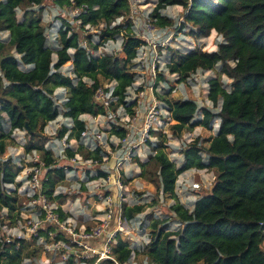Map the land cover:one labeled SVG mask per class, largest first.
Listing matches in <instances>:
<instances>
[{
    "label": "trees",
    "instance_id": "obj_1",
    "mask_svg": "<svg viewBox=\"0 0 264 264\" xmlns=\"http://www.w3.org/2000/svg\"><path fill=\"white\" fill-rule=\"evenodd\" d=\"M50 1L87 8L78 17V31L62 22L52 47L46 44L42 26V9L48 0H0V33H9L7 43L0 41V211L7 210L9 219L14 211L18 219L21 208L17 189L5 188L14 185L20 173L16 162L7 156L6 141L13 132H24L22 147L26 155L37 152L46 163L41 190L50 201L62 205L68 198L52 194L64 182L66 173L63 168L52 166L51 153L45 149L47 142L65 134L78 141L85 129L81 116L105 113L93 100L95 90L102 86L100 78L115 83L118 104H113V109L123 105L132 115L136 106L135 101L125 100L138 75L132 63L144 41L133 35V24L127 20L130 0ZM173 6L182 9L180 27H189V36L200 40L215 31L223 41L212 53L196 48L187 52L167 49L165 68L177 79H165L161 70L155 85L164 83L167 88L158 97L170 113L169 129L179 139L185 130H212L215 120L219 124L214 137L195 139L180 150L183 162L178 169L164 151L166 135L161 133L155 134V144H149L152 154L147 161L137 160L140 178L151 184L157 194L169 195L175 201L167 219L146 216L151 233L144 255L151 264H264V0H156L150 19L159 28H172L175 23L163 12ZM18 11L22 12L20 19ZM120 18L125 22L113 26ZM86 26L100 29L97 42L86 34ZM120 34L123 42L118 55L90 54ZM69 63L76 80L61 72ZM218 65L219 77L207 81V99L212 109L221 101L217 112L202 107L197 116L196 102L169 100L176 87L197 71H213ZM222 76L230 80V90L223 87ZM56 88L68 90L67 97H62L66 98L62 108L63 116L72 121V129L62 127L54 136H47L46 126L60 115L53 99ZM112 134L124 139L127 132L112 128ZM66 153L68 157L79 153L85 159H101L98 150L87 152L82 147L75 153L70 149ZM192 169L209 170L216 180L210 193L198 195L189 210L175 196V183L181 173ZM153 202L157 203V198ZM144 210L143 205H124L123 217L131 220ZM58 211L66 218L60 208ZM172 221L181 227L169 231ZM3 223L2 218L0 226ZM19 243L18 247L16 243L0 244V264H22L25 258L40 257L39 249L24 241ZM132 253L127 243L117 241V263H127Z\"/></svg>",
    "mask_w": 264,
    "mask_h": 264
},
{
    "label": "built area",
    "instance_id": "obj_2",
    "mask_svg": "<svg viewBox=\"0 0 264 264\" xmlns=\"http://www.w3.org/2000/svg\"><path fill=\"white\" fill-rule=\"evenodd\" d=\"M70 8L73 21L71 24L68 23L79 25L78 17L87 12L86 6H70ZM137 13L133 9L130 11L131 16H135ZM122 21V18L118 19L113 26L122 23ZM132 33L135 37L144 41V46L137 52L132 63L133 69L138 71V77L144 68H150L152 79L154 77L150 87L152 90L153 85H155L154 82H156V66L160 62L157 56V47L169 49L176 38L168 28L157 27L151 19L145 20L139 30L133 23ZM45 34L46 44L52 47L56 42V36L46 32ZM122 42L123 36L120 34L115 39L109 40L101 48L112 45L113 48L109 56H116L121 51ZM90 54L94 56L93 52H90ZM203 73L197 71L185 83L200 87V78H203ZM68 77L76 80L72 77V71ZM136 81L132 88L128 90L125 100V102H136V106L132 109V115L127 113L123 105H118L113 109L112 105L118 104V99L114 96L115 83H106L98 87L93 95L94 102L102 106L105 113L96 117L91 116V121H84L82 117L85 115L81 116V120L85 122V129L81 132L79 140L68 139L67 134H65L61 139L51 138L52 140L50 139L45 146V149L51 153L52 166L63 168L66 173L64 182L69 183V186L58 185L52 197L62 195L70 198L78 193L79 185H85L93 202L101 205L100 217L95 219L92 226L88 228L78 226L73 218H63L61 216L58 211L60 205L58 207L55 201H50L41 190V178L44 171L47 170L46 163L37 152L28 155L31 166L28 169L24 183L25 189L20 196L24 200L21 201L19 218L16 222L9 224L4 222L0 226V244L9 246L16 243L18 247L19 242L24 241L41 250L48 257L41 256L40 259L25 258L22 264H101L102 261L119 264L114 258L116 244L119 239L127 244L129 240L132 241V244L129 243L128 245L134 251L136 246L134 248L132 246L136 242L130 235L138 232L146 237L145 245L149 244L150 236L145 235L148 223L145 216L139 215L140 218L138 216L131 220H126L123 217V206L133 207L128 204L126 198V186H124L125 183L123 184L124 169L134 163V159L138 157L139 149L146 148L149 150V154H152L149 144H155L158 141L155 134L167 135L166 127L170 122V113L163 103H161V107L156 101H152V97L151 103L149 101L144 105L143 98L146 93L137 89ZM53 99L57 104L66 101V98L60 100L55 95H53ZM139 114H141V117H139ZM101 119L106 121V126L97 121ZM51 123L55 126L51 136H54L62 127H66L68 131L72 129L68 126L69 123L59 122L57 119ZM137 123H139L138 128L134 127V124ZM112 128L126 130L125 138L121 139L112 134ZM212 131H214V126ZM71 142L77 145V150L79 147L87 152L98 150L101 159H85L81 154L75 153L77 150L74 151L73 157H68L67 150L70 149L73 152ZM80 167L88 168L89 178H82L81 181L84 183L80 181L79 185L75 187L72 184L73 178L79 172H82L79 173V176H86V172ZM192 171L193 173L190 175L192 179L195 175H206L207 179L203 182L192 181L188 183L185 178L187 172H184V179L181 180L180 176L175 183V186L177 184L176 189L180 193H185L188 190L197 193L212 188L216 177L211 171L206 169H192ZM136 204L142 205L138 202ZM3 219L4 221L7 220ZM180 227L178 223L177 229ZM54 259H57V262H53ZM130 259L132 262L134 261V253H132ZM128 262L124 264H129Z\"/></svg>",
    "mask_w": 264,
    "mask_h": 264
},
{
    "label": "rangeland",
    "instance_id": "obj_3",
    "mask_svg": "<svg viewBox=\"0 0 264 264\" xmlns=\"http://www.w3.org/2000/svg\"><path fill=\"white\" fill-rule=\"evenodd\" d=\"M130 1H131V10L133 9L135 10V12H138V13L135 15L136 17L131 16V14H129V16H127L128 17L127 20L128 19L131 20V22L134 23V26H136L137 30H139L141 26L143 25V22L147 19H150L149 14L152 11V9L155 7L156 0H130ZM35 9L37 10V8ZM163 14L171 18V20L175 23V25L172 28H168V30L172 32L174 34V37L176 38L172 47H169L171 50H179L182 52H187V51H190L196 48L204 52H213L214 50H217V45L223 41L222 37L215 34L214 32H211L208 38L200 39V40H195L194 38L189 36L188 32L190 28L185 27L184 29H182L180 27V23L182 21V17H181L182 9L180 7H177V6L169 7L163 12ZM21 15H22V12L18 11L19 19L21 18ZM42 15H43L42 26L44 27L45 32L53 36H56L57 30L62 25V22H69L71 24V22L73 21L72 16H71L70 6H66V5L62 6L57 3L51 2L50 0L44 3L43 9H42ZM123 22L125 21L123 20ZM71 26L74 28V31H78V28H77L78 24L73 23ZM85 29L88 31L86 34H89L92 36L93 42H97L99 40V37L97 36V34L99 33L98 30L100 29L98 30H96L95 28L88 29L87 27H85ZM181 36L182 38L184 37V39H182ZM8 40H9V33L1 32L0 41L7 43ZM191 40H193V42H191ZM112 48H113L112 45H109L106 48H99L98 51L93 52V54L95 57L109 55L111 54ZM166 52H167L166 48H162L160 46L157 47V56L160 62L156 66V73L158 74L161 70H163L164 78L170 81H174L177 79V76L168 74V71L165 68V64L167 62ZM12 53L14 52L12 51ZM55 59H56L55 56H53L54 61ZM71 71H72V67L70 63L66 64L61 69V72L65 76H69ZM150 71H151L150 68L147 67V68H144L142 72H140V75L137 77L136 86L139 91H144V93H146L145 97L143 98L145 102L148 101L150 97H152L153 100L150 99V103H151V100L156 101L157 104L162 107L161 105L162 101L160 100L158 96L164 95L167 91V88L165 87L164 83H159L156 86L153 85V88L151 90L150 87H151V84L153 83L154 77L152 79V75ZM218 71H219V65L215 68V70L211 72L203 73V78H200L201 80L200 87H196L189 83H182V85L179 86L178 88L179 90L178 91L175 90L171 94V96L169 97V100L172 102L178 101V100H187V99L194 100L197 103L198 108H199L197 112V116L200 115L201 113L200 111L203 106H206L212 109L211 103L207 100L206 92L208 91V84L206 83V81H208L209 79L219 77ZM100 79H101L102 85H105L107 83L103 81L102 78ZM221 80H222L223 87L226 90H230L229 89L230 80L227 79L225 76H222ZM193 87L195 88V91H192ZM185 89H187L186 93H184ZM53 95H55L57 99L62 100L61 99L62 97H67L68 90L62 89V88H56L54 89ZM220 103L221 101L219 102L217 108L212 109L214 110V112H217L219 110ZM58 106H59L58 109H59L60 115L57 118V120L59 122H67L70 124L68 126L72 127V121L63 116L64 110L62 108V104H58ZM139 117H141V114H139ZM51 124L53 125V129H54L55 128L54 124L53 123ZM51 124L49 123L46 126V129L49 130L51 127L50 126ZM101 124H104L106 126V121L101 119ZM170 125L171 123L169 122L168 126L166 127L167 128V135H166L167 148L164 151L167 154L168 158L175 164L176 169H178L182 165V160L180 157L181 146L183 144L187 145L195 139H199L200 141L207 140L208 139L207 137L209 136V134L206 133V131L205 132L202 131V133H195L193 132V130H189V131L185 130L182 132L181 137L177 139L175 136L172 135V131L169 129ZM44 134H46L47 136H51L53 134V131H44ZM202 137L204 139H202ZM23 144H24V132H20V131L13 132L10 140L6 141L7 156H10L12 160H14L17 166H19L20 168V173L18 177L15 179V182H21L22 184L25 183V180L28 174V169L30 166V163L28 161V156L24 153V149L22 147ZM71 144H75V143L71 142ZM73 146H76V145H73ZM7 156L2 157V159L5 160ZM80 169L86 172V176L82 178H86V177L89 178L88 168L80 167ZM79 173H82V172H79ZM79 173L73 178V182H75L74 184L75 186L77 185L76 183L80 182L78 179ZM192 173L193 171L189 170L187 172V175L185 176L188 183L192 181L203 182L207 179L206 175H195L194 178L192 179L190 177ZM180 176L183 177L184 173H181L178 177ZM123 184L124 186H126V198L128 199L129 205H132V203L137 201L140 197L143 198V196H145L146 198L145 204L147 207L145 208V212H143V214L140 216L142 217L145 216L146 218V214L148 215L152 214L154 220H161V221L171 216L169 207L172 204H174L175 201L172 200L169 197V195L164 196L161 193L157 194V192L155 191V188L150 191L146 189L142 191L141 190L142 188H138L137 185L134 184L133 178L128 180L125 176L123 177ZM22 186L23 187H21L20 190L17 191V194H18L19 199L23 202L24 198L20 196L22 195V192L25 189V185L23 184ZM176 187H177V184L175 186V196L178 198V201L181 204H183L187 209L191 210V207L186 202L185 193H180L179 190L176 189ZM5 188L9 190L13 189L12 186H5ZM189 191L190 190H188L187 192ZM203 193L209 194L210 189L201 190L193 194L201 195ZM196 197L197 196H195V198ZM154 198H157V201H158L157 203L153 202ZM68 199L66 200V202L71 200V198H68ZM78 207L79 209L81 208L82 211H87L86 214L88 215L85 217L87 219L86 223H88L89 225H92L93 223H95V218L97 215H96L94 206L86 203L85 201H82L81 204L80 203L78 204ZM7 215H8L7 210L2 209L0 211V217L7 219L4 222L8 224L11 222H16L17 220L16 211L10 214L11 216H13V218L11 219H9ZM150 225L151 223L148 222L147 223L148 227H146L147 229L145 230V235H147V237L148 235L150 236V233H151ZM177 226H178V223L172 221L170 222L168 226V230L175 231L177 229ZM136 234L130 235L133 238V240H135L136 242V244L133 245L132 248H134L135 246L136 247L134 250V261L132 262V260L130 259L128 263L129 264H151L149 260L146 258V256L144 255V252L146 251V247H147L145 245L146 237L138 232H136ZM131 242L132 241L129 240L128 244ZM41 256L48 257L46 254L42 252L40 253L39 259L41 258ZM53 262H57V259H54Z\"/></svg>",
    "mask_w": 264,
    "mask_h": 264
},
{
    "label": "crops",
    "instance_id": "obj_4",
    "mask_svg": "<svg viewBox=\"0 0 264 264\" xmlns=\"http://www.w3.org/2000/svg\"><path fill=\"white\" fill-rule=\"evenodd\" d=\"M212 32H214L215 34H216V32L215 31H212ZM181 38H182V36H181ZM182 39H184V37L182 38ZM190 41V40H189ZM191 42H193V40H191ZM216 50H214L213 52H215ZM208 53H212V52H208ZM208 72H211V71H208ZM205 73V72H204ZM207 73V72H206ZM185 83V82H184ZM206 83H207V81H206ZM182 85V83L181 84H179L177 87H176V91H178L179 89V86H181ZM186 90L187 89H185V91H184V93H186ZM192 91H195V88L193 87V89H192ZM206 95L208 96V91L206 92ZM150 99H152L151 97L149 98V100L148 101H146L145 102V100H143V102H144V105H145V103H148L149 101H150ZM187 100H189V99H187ZM191 100V99H190ZM208 100V99H207ZM178 101H183V100H178ZM192 101H194V100H192ZM195 102V101H194ZM203 107H206V106H203ZM206 108H208V107H206ZM201 112V111H200ZM200 115H201V113H200ZM200 115H198V116H200ZM82 119L84 120V121H91V116H89V115H85V116H83L82 117ZM99 123H101V120H97ZM51 124V123H50ZM218 124H219V121L218 120H215V122H214V124H213V126H214V131H212V130H205V129H203V128H201V127H195L194 129H192L193 130V132H195V133H202V131H206V133H208L209 134V136L207 137V138H211V137H214L215 135H216V132H217V129H218ZM102 125V124H101ZM51 127H50V129L48 130V129H46L45 128V130L44 131H53V125L51 124L50 125ZM134 127H136V128H138L139 127V123H137V124H134ZM47 133V132H46ZM202 139H204L203 137H202ZM52 140V139H51ZM72 145V148H73V152L74 151H76L77 149H76V144H71ZM73 145H76V146H73ZM184 145V144H183ZM182 145V146H183ZM207 145V144H206ZM182 146H181V149H182ZM180 149V150H181ZM150 152H151V150H150ZM150 154H149V150L148 149H146V148H141V149H139L138 150V157H136L135 159H134V163L132 164V165H129V166H126L125 167V169H124V176L129 180V179H132L133 178V180H134V184L135 185H137V187L138 188H142L141 190L143 191V190H148V191H150V190H153L154 189V187L151 185V184H149L148 182H146L145 180H143L142 178H140V173H141V169L139 168V166H138V164H137V160L139 161V162H146L147 161V158H148V156H149ZM28 156V155H27ZM180 157H181V160H182V162H183V157H182V155H181V153H180ZM30 167V166H29ZM187 172V171H186ZM87 179H88V177H86ZM181 178V180L182 179H184V177H180ZM78 179H79V181H81V179H82V176H78ZM19 181H21V180H19ZM139 181V182H138ZM141 181V182H140ZM81 182H83V181H81ZM80 183V182H79ZM79 183H76L77 185H79ZM84 183V182H83ZM24 184V183H23ZM21 182H15L14 183V185H10V186H12L13 187V189L12 190H15V189H17L16 191H18V190H20V188L21 187H23L22 185H23ZM75 184V182H73V185ZM60 185H62V186H69V183H67V182H63L62 184H60ZM59 185V186H60ZM77 185L75 186V187H77ZM80 186V188H79V190H78V193L77 194H74V195H72L70 198H71V200L70 201H67L64 205L62 204V205H60V208H61V210L63 211V213H64V215H65V217L66 218H73L76 222H77V225L78 226H85V227H90V226H92V225H89L88 223H86V221H87V219L85 218L88 214H86L87 213V211H82L81 210V208L79 209V207H78V204L80 203L81 204V202L82 201H85L86 203H88V204H90V205H92V206H94L95 207V211H96V218L95 219H97V218H99L100 217V213H99V210L101 209V205H99V204H96V203H94L93 202V200H92V198L89 196V194H88V192H87V190H86V186L85 185H79ZM187 192V191H186ZM185 192V198H186V202H187V204L191 207V209H192V207H193V204H194V202L196 201V198H195V194H193L192 192H187L186 193ZM160 194V193H159ZM163 195V194H162ZM164 196H166V195H164ZM145 201H146V198H145V196H143V198H139L138 199V201H136V202H133L132 203V205H130V206H134V205H137L136 203L138 202V204H142L143 206H145V208L147 207L146 206V204H145ZM56 205L59 207V204L56 202ZM79 209V210H78ZM143 212H145V210L143 211ZM85 213V214H84ZM148 214H146V216H147Z\"/></svg>",
    "mask_w": 264,
    "mask_h": 264
},
{
    "label": "water",
    "instance_id": "obj_5",
    "mask_svg": "<svg viewBox=\"0 0 264 264\" xmlns=\"http://www.w3.org/2000/svg\"><path fill=\"white\" fill-rule=\"evenodd\" d=\"M29 129H28V127H27V125L25 126V132H27Z\"/></svg>",
    "mask_w": 264,
    "mask_h": 264
}]
</instances>
